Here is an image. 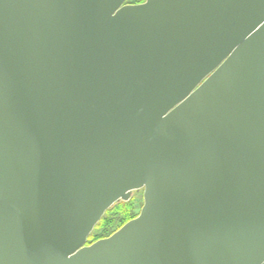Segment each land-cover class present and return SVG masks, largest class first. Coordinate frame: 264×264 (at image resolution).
Returning <instances> with one entry per match:
<instances>
[{
  "label": "water",
  "instance_id": "obj_1",
  "mask_svg": "<svg viewBox=\"0 0 264 264\" xmlns=\"http://www.w3.org/2000/svg\"><path fill=\"white\" fill-rule=\"evenodd\" d=\"M126 1L0 0V264H259L264 0Z\"/></svg>",
  "mask_w": 264,
  "mask_h": 264
},
{
  "label": "trees",
  "instance_id": "obj_2",
  "mask_svg": "<svg viewBox=\"0 0 264 264\" xmlns=\"http://www.w3.org/2000/svg\"><path fill=\"white\" fill-rule=\"evenodd\" d=\"M145 0H127L125 5H139ZM132 200L128 202H119L113 205L107 210L99 223L95 226L92 233L89 235L86 246H89L96 241L110 237L113 233L118 231L126 223L137 217L138 214L131 211ZM98 228L103 230V233L99 236L95 235V230Z\"/></svg>",
  "mask_w": 264,
  "mask_h": 264
},
{
  "label": "rangeland",
  "instance_id": "obj_3",
  "mask_svg": "<svg viewBox=\"0 0 264 264\" xmlns=\"http://www.w3.org/2000/svg\"><path fill=\"white\" fill-rule=\"evenodd\" d=\"M130 200H132L131 211H133V213H135V214H139V211H140L142 204H143L142 191L133 192ZM102 233H103V230L100 228L95 230V235H97V236L101 235Z\"/></svg>",
  "mask_w": 264,
  "mask_h": 264
},
{
  "label": "snow or ice",
  "instance_id": "obj_4",
  "mask_svg": "<svg viewBox=\"0 0 264 264\" xmlns=\"http://www.w3.org/2000/svg\"><path fill=\"white\" fill-rule=\"evenodd\" d=\"M255 259L259 262V264H264V253H261Z\"/></svg>",
  "mask_w": 264,
  "mask_h": 264
}]
</instances>
